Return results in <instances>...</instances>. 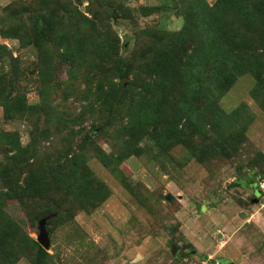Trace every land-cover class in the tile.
<instances>
[{"label":"rangeland","instance_id":"1","mask_svg":"<svg viewBox=\"0 0 264 264\" xmlns=\"http://www.w3.org/2000/svg\"><path fill=\"white\" fill-rule=\"evenodd\" d=\"M221 260L264 264V0H0V264Z\"/></svg>","mask_w":264,"mask_h":264},{"label":"water","instance_id":"2","mask_svg":"<svg viewBox=\"0 0 264 264\" xmlns=\"http://www.w3.org/2000/svg\"><path fill=\"white\" fill-rule=\"evenodd\" d=\"M9 57H12L11 52L8 53ZM57 211H52L41 218H39L37 222V241L41 245L42 248L46 249L49 248L50 245V232L47 228V221L55 216ZM176 251V246L173 247V252ZM195 251V250H194ZM193 251V252H194ZM224 264H235L231 261L225 260Z\"/></svg>","mask_w":264,"mask_h":264},{"label":"trees","instance_id":"3","mask_svg":"<svg viewBox=\"0 0 264 264\" xmlns=\"http://www.w3.org/2000/svg\"><path fill=\"white\" fill-rule=\"evenodd\" d=\"M43 20H44V18H43ZM35 33H37V37H42V36H44V34L43 33H41V31L39 30V29H37L36 31H35ZM184 48V52H186L187 51V49H186V47L184 46L183 47ZM235 59L236 58H232V60H234L235 61ZM240 59V58H239ZM238 60L236 59V62H237ZM240 61L241 62H243L241 59H240ZM118 69H119V76L122 78V79H126V77H127V72H128V67L126 66V65H124V64H118ZM208 73V72H207ZM206 73V74H207ZM209 76H205L204 78H205V80H203V82L204 83H206L207 82V78H208ZM215 84V83H214ZM254 190L256 191V192H261V189L259 188V185H258V182H255L254 183ZM54 211H57V210H54ZM52 212V211H51ZM50 213V212H49ZM48 214V213H47ZM57 214V213H56ZM46 215V214H45ZM44 216V215H43ZM42 217V216H41ZM40 217V218H41ZM48 222V221H47ZM49 230V229H48ZM45 254V250L43 249V248H41V247H38V249H37V255L38 256H43ZM224 262H225V260H221V264H224Z\"/></svg>","mask_w":264,"mask_h":264}]
</instances>
